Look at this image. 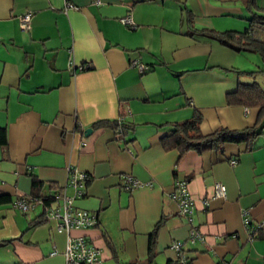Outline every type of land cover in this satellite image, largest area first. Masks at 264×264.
I'll list each match as a JSON object with an SVG mask.
<instances>
[{"label":"crops","instance_id":"crops-1","mask_svg":"<svg viewBox=\"0 0 264 264\" xmlns=\"http://www.w3.org/2000/svg\"><path fill=\"white\" fill-rule=\"evenodd\" d=\"M66 1L75 7L64 9ZM184 4L197 28L242 30L250 15L241 0H0V127L6 135L0 193L11 198L0 203V240H10L0 245V264H65L67 234L44 218L41 204L21 211L12 200L52 194L65 183L69 165L87 173L73 205L97 217L94 226L70 233L93 242L101 264H177L170 247L177 240L191 264H264V132L250 147L229 142L182 155L161 143L169 124L194 109L202 115V133L252 125L257 113L228 102L227 94L247 82L229 69L240 51L189 34ZM26 11L30 23L22 30L19 16ZM125 14L134 27L119 20ZM248 56L249 70L261 66L257 53ZM79 64L86 69H75ZM100 120L119 122L123 130L94 127ZM123 174L141 184L125 190ZM180 180L195 200L191 223L168 197ZM215 181L225 185V196L213 195ZM242 209L263 219L252 239ZM159 220L146 263L148 234ZM190 226L203 240L187 238Z\"/></svg>","mask_w":264,"mask_h":264},{"label":"trees","instance_id":"trees-1","mask_svg":"<svg viewBox=\"0 0 264 264\" xmlns=\"http://www.w3.org/2000/svg\"><path fill=\"white\" fill-rule=\"evenodd\" d=\"M249 10L247 25L242 30H216L210 27L197 28L194 26L193 14L184 4L182 5L183 17L189 27L188 33L214 39L220 44L231 48L234 51H252L260 55L262 64L255 70L246 71L249 75L259 72L264 74V6L256 4L255 0H241ZM229 69H232L229 67ZM233 70V69H232ZM237 74L239 70L234 69ZM228 102L242 104L249 107H256L257 113L252 125L233 129L226 126H220L208 133H202L199 130V124L202 119L201 113L194 109L192 115L180 121H173L169 124V131L161 136V143L165 148H176L179 155L188 150L202 152L205 150H221L226 143L243 142L250 147L254 139L264 132V89L257 81L239 82L237 88L227 94ZM103 124H109L118 132L123 130V125L116 121L100 120L93 123L94 127ZM0 145H6L5 128L0 127ZM61 188V187H60ZM60 188L48 196L31 193V195L40 196L45 203L54 199V193L60 191ZM11 198L7 193H0V203L10 201ZM41 220L32 221L36 224ZM160 220L154 225L148 234V258L149 263L154 254L153 248L157 230L160 226ZM31 223V224H32ZM10 240H0V245H4ZM130 264H139L136 262ZM144 264V263H143ZM177 264H180L179 262Z\"/></svg>","mask_w":264,"mask_h":264},{"label":"built area","instance_id":"built-area-1","mask_svg":"<svg viewBox=\"0 0 264 264\" xmlns=\"http://www.w3.org/2000/svg\"><path fill=\"white\" fill-rule=\"evenodd\" d=\"M75 7L73 3L66 1L64 9ZM31 11H26L19 16V27L24 30L29 27ZM119 20L134 27V22L130 15L125 14ZM131 65L138 69L143 68V64L136 60H131ZM85 64H79L75 69H86ZM235 159H230V163L234 164ZM87 173L76 166L69 165L67 167V177L65 183L61 186L60 191L54 193V199L49 203L38 195L24 194L17 196L12 200L14 207L21 211H27L35 204H41L43 208V216L45 219L55 221V230L64 231L66 240L62 249L65 264H101L100 249L91 241H88L83 235H72L70 231L73 228H89L96 224L97 217L92 211L84 208L75 207L73 200L84 193L85 180ZM120 184L125 190H131L139 186L141 182L131 174H123ZM68 189L71 192H68ZM214 196H225V185L220 181L214 182ZM168 197L174 199L177 203L178 214L185 217L191 223V215L195 208V200L188 189L186 180H180L175 183V189L168 193ZM204 206L208 204L207 199H202ZM242 222L249 227L248 237L252 239L255 232L262 227V220H253L248 209L241 211ZM187 238L193 240H203L204 236L199 229L190 226ZM170 247L176 252L177 259L180 264H191V260L183 251L182 241H173ZM57 249H53L50 254H55ZM218 264H227L226 261H219Z\"/></svg>","mask_w":264,"mask_h":264},{"label":"rangeland","instance_id":"rangeland-1","mask_svg":"<svg viewBox=\"0 0 264 264\" xmlns=\"http://www.w3.org/2000/svg\"><path fill=\"white\" fill-rule=\"evenodd\" d=\"M241 53V54H240ZM239 53V58L237 59V63L236 65H232L230 66V68H232L231 70L234 71V69L239 70L241 72H239L240 78L247 80V82H251L253 80L257 81L258 84H260V86L264 89V85L263 84V75L264 74H260L259 72L254 73V75H249L246 73V71H249V68H252L251 66V62H250V58L248 55H252V54H256V52H252V51H240ZM259 55V54H257ZM260 56V55H259ZM256 69V68H255ZM236 73V71H234Z\"/></svg>","mask_w":264,"mask_h":264},{"label":"water","instance_id":"water-1","mask_svg":"<svg viewBox=\"0 0 264 264\" xmlns=\"http://www.w3.org/2000/svg\"><path fill=\"white\" fill-rule=\"evenodd\" d=\"M90 130H91L90 127L85 128V131H90Z\"/></svg>","mask_w":264,"mask_h":264}]
</instances>
